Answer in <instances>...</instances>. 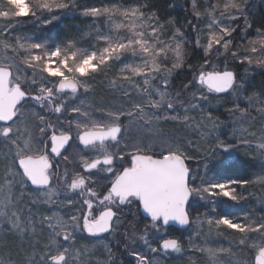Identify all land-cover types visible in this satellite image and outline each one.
<instances>
[{"label":"snow or ice","instance_id":"6c2138e0","mask_svg":"<svg viewBox=\"0 0 264 264\" xmlns=\"http://www.w3.org/2000/svg\"><path fill=\"white\" fill-rule=\"evenodd\" d=\"M262 9L0 0V264H125L113 244L130 264H264ZM238 156L259 172L224 178ZM249 197L258 211H221Z\"/></svg>","mask_w":264,"mask_h":264},{"label":"trees","instance_id":"16d2710c","mask_svg":"<svg viewBox=\"0 0 264 264\" xmlns=\"http://www.w3.org/2000/svg\"><path fill=\"white\" fill-rule=\"evenodd\" d=\"M264 10V9H262ZM179 11V10H178ZM261 10H258V15L259 12ZM212 104H218L217 100L215 98H212L211 100ZM231 104V98L230 97H223V99L219 102V104L217 105V110L214 112V115H218L220 116V118L222 120L227 119L226 118V114L224 113V109L226 107H229ZM162 130L170 137L176 138L178 136H182L185 135L184 131L182 129L178 130L176 128V126L172 125V124H164ZM195 138L197 139V137L195 135H191L189 136V139H193L195 140ZM4 147V146H2ZM2 147H0L2 150ZM3 151V150H2ZM190 154L193 155L195 158L193 160H195L197 162V166L202 162L201 160V154L202 152L206 151L205 148H201L200 151H197L195 147L189 149ZM225 157L223 156V154H221V157L217 160H215L213 162V164L211 165V168L213 170V172H218V171H223L224 167H225ZM237 161H238V166L231 168L230 170L223 172V176L224 178H228V177H232V178H249V176L254 173V172H259L260 168H259V164L258 162H246L247 158L245 157H237ZM255 195L257 197L260 196V192L256 191ZM253 209H256L257 211L259 210V206L257 203V200L253 199L252 197H249V199L237 206H230L227 208H224L223 206H221V211H226V212H230V213H243L246 211H251ZM203 210V209H201ZM229 241H232V237L228 236L227 234H225L224 238H221L218 242L220 244H222L224 247H228L229 246ZM81 243H93L92 241H81ZM114 247V246H113ZM97 254L103 258V250H102V244L97 242ZM114 251H116L117 255L123 256L125 264H130V260L128 259L127 256H125L121 250H117L114 247ZM9 252H11V254L13 256H15V252L12 251L11 249L9 250H4V255L7 256L9 254ZM188 254L185 255L183 258L184 261H180L179 259H175V258H170V259H166L164 264H189V258L195 260V257H197L196 254H194L191 251L187 252ZM186 258V260H185ZM188 260V261H187ZM196 261V264H203V261L201 260V258H198Z\"/></svg>","mask_w":264,"mask_h":264},{"label":"rangeland","instance_id":"374dc122","mask_svg":"<svg viewBox=\"0 0 264 264\" xmlns=\"http://www.w3.org/2000/svg\"><path fill=\"white\" fill-rule=\"evenodd\" d=\"M16 2H17V4H20L21 2H22V0H16ZM216 105V104H215ZM218 105V104H217ZM211 110V109H210ZM226 120V119H225ZM163 125L164 124H162L161 125V127H160V131H161V133L165 136V137H167L169 140H173V139H175V138H173V137H170V136H168L163 130H162V128H163ZM221 131H223V129H221ZM196 139V138H195ZM2 146H4V145H0V147H2ZM1 149V148H0ZM2 150L4 151V152H6L7 151V149H6V147L4 146V147H2ZM189 163H190V166L191 167H193V168H195V167H197V162L195 161V160H190V161H188ZM116 239H122L121 237H117ZM113 246L115 247V249L117 250V252H118V250H121V247H119V246H116L115 244H113ZM121 252H122V250H121ZM186 253V252H185ZM183 254V255H175V259H179L180 261H184L183 259V257L185 256V255H187V254ZM199 257L197 256V257H195V260H197ZM128 259L129 260H131V258L130 257H128ZM185 260H186V258H185ZM188 261V260H187ZM165 263V262H164Z\"/></svg>","mask_w":264,"mask_h":264},{"label":"flooded vegetation","instance_id":"af4514ba","mask_svg":"<svg viewBox=\"0 0 264 264\" xmlns=\"http://www.w3.org/2000/svg\"><path fill=\"white\" fill-rule=\"evenodd\" d=\"M188 163H189V162H188ZM189 166H190V163H189ZM190 167H191V166H190ZM176 234H180L179 231H178ZM184 235L186 236L187 233H184ZM122 253H123V252H122ZM185 254H187V252H186ZM125 256H126V255H125ZM170 258H175V256H172V257H170ZM170 258H168V259H170Z\"/></svg>","mask_w":264,"mask_h":264}]
</instances>
